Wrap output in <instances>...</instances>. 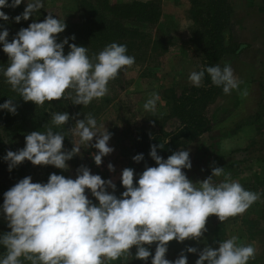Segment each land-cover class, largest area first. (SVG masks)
Returning <instances> with one entry per match:
<instances>
[{"label": "clouds", "instance_id": "obj_1", "mask_svg": "<svg viewBox=\"0 0 264 264\" xmlns=\"http://www.w3.org/2000/svg\"><path fill=\"white\" fill-rule=\"evenodd\" d=\"M21 3L22 0H0V9H14ZM43 7V0H27L23 12L13 19L17 23L28 20ZM0 20L7 22L9 16L0 11ZM65 29L64 20L48 14L43 21L33 20L21 28L11 42L7 39L8 30H0V45L8 57L7 67L0 68V73L23 101L43 106L68 93L72 104L87 106L106 96L109 82L122 68L135 63L123 44L109 43L90 57L87 47L68 43L75 39L74 35L57 42L58 34ZM65 45L69 48L67 54ZM206 73L226 95L239 90L242 83L227 63L193 71L188 79L198 88ZM159 99L157 93H151L144 110L155 115ZM13 101L6 100L0 109L16 114ZM70 119L74 117L67 112L53 113L52 125H66ZM103 128L98 131L97 120L89 113L84 119H76L75 127L69 129L79 137V143L73 144L71 150L64 149L65 135L50 126L46 131L27 134L25 146L7 151L3 159L10 171L25 160L34 166L68 170L66 162L80 155V145H87L97 150L92 159L100 166L102 158L114 151L108 145L112 133ZM168 139L150 146L149 156L156 166L146 165L135 182L134 169L122 170L120 183L125 190L119 197L112 179H102L84 165L77 168L75 179L55 173L49 175L46 183H34L31 176L20 179L4 192L0 206L10 229L0 234V246L5 249L0 264H106L122 256H133V247L135 259L146 261L151 257V264H187L184 251L198 253L195 264H248L255 258L256 249L250 244H238L237 236L215 248L207 244L199 251L187 247L174 261L166 258L169 242L200 240L210 216L223 223L244 214L261 195L246 190L223 167H213L211 175L193 182L184 171L192 166L189 150L175 151L167 159L158 155L157 148L163 149ZM132 159L140 162L143 154ZM107 167L110 172L115 171L111 163ZM221 176L224 179L214 183L213 177ZM88 192L96 203L89 199ZM153 243L154 255L149 250Z\"/></svg>", "mask_w": 264, "mask_h": 264}, {"label": "rangeland", "instance_id": "obj_2", "mask_svg": "<svg viewBox=\"0 0 264 264\" xmlns=\"http://www.w3.org/2000/svg\"><path fill=\"white\" fill-rule=\"evenodd\" d=\"M79 1L43 0L44 7L39 11L46 16L52 14L65 23H74L78 21ZM83 1L93 5L99 2ZM107 1L110 4L142 2L153 12H159V17L154 22L129 24L136 26L145 36L144 46L133 56L135 63L122 68L116 79L109 82L106 96L83 106L72 104L66 93L58 103L57 112H67L74 117L65 125L69 135L65 150H71L73 144L79 143V137L69 129L75 127L76 119H84L89 113L97 120L98 131H103L104 126L112 133L108 145L114 149L97 166L92 159L97 150L80 145V155L66 162L69 167L68 170L60 169L62 175L75 179L77 168L87 166L92 174H99L105 180L112 179L117 195L122 170L126 167L134 169L135 178L144 168L132 159L135 140L144 132H171L178 125L173 116V98H177L184 87L193 86L188 79L189 74L201 68L202 57L197 48L201 30L192 21L189 0ZM228 1L232 14L230 27L223 33L224 45H229L230 37L231 42L241 46V52L237 56H226L221 64H230L242 83L239 90H233L229 95L222 90L207 108L211 129L176 151L189 150L192 166L184 171L193 182L207 178L213 167H223L224 172L230 173L231 178L239 181L246 190L261 195L244 214L223 223L216 216H210L206 223L207 231L200 240L169 242L166 258L173 261L187 247H196L199 251L207 244L215 248L220 242L237 236L238 244H250L256 249L255 258L248 264H264V11L261 10L262 0ZM22 2L26 4L27 0ZM153 92L160 98L155 115L143 108ZM10 145L8 150L22 149L25 138L12 141ZM109 163L114 166V172L108 170ZM46 167L34 166L25 160L10 171L0 151V184L11 188L26 176H31L34 183H42ZM223 179V176L213 177L214 183ZM87 194L96 203L91 193ZM131 251L134 253L135 247ZM184 255L187 256V264H195L198 259V253L184 251ZM131 260L132 256H122L116 261H106V264H130Z\"/></svg>", "mask_w": 264, "mask_h": 264}, {"label": "trees", "instance_id": "obj_3", "mask_svg": "<svg viewBox=\"0 0 264 264\" xmlns=\"http://www.w3.org/2000/svg\"><path fill=\"white\" fill-rule=\"evenodd\" d=\"M96 1H99L96 5L83 0L78 2V21L74 23L67 22L65 31L58 34L57 42L74 35L75 39H69L68 43L87 47L90 57H94L112 42L126 45L127 55L129 56H134L137 51H141L145 36L139 33L136 26H129V24L156 21L159 12H153L151 7L142 2L110 4L107 0ZM8 3H11V0H8ZM189 3L192 21L201 30L197 45L202 57L199 70L217 64L223 67L221 64L222 59L229 55L237 56L241 52V46L231 42L230 37L229 45H224L223 33L230 27V16L232 14L229 1L189 0ZM25 6L26 4L22 2L14 9L11 7L0 9L9 16L7 22L0 20V30L4 28L8 30L7 39L9 42L21 28L28 27L33 20L41 22L46 16L43 11H38L28 20L15 22L13 18L20 15ZM261 10L264 11V0H262ZM68 51L69 48L65 45L64 53L67 54ZM7 64L8 57L2 51V45H0V68H6ZM221 91L222 87L213 85L206 73L201 87H184L180 95L173 98V116L178 121L176 128L171 132L164 130H159L156 133L144 132L135 140L133 156L143 154V160L138 163L143 165L144 168L140 170L139 174L143 172L146 165L156 166L155 161L149 156L151 145H158L169 138L163 149L157 148L158 155L167 159L177 149L186 147L211 129V122L206 115V110ZM8 99H14L13 103L16 105L17 111L16 114H11L7 110L0 109V151L3 157L6 155L12 141L23 139L32 131H46L50 126L54 132H61L65 135L63 144L68 142L69 135L66 126L56 127L52 125V115L54 112L59 111L58 103H60V99L51 102L46 101L43 106L25 102L17 93L11 90L10 85L6 83L5 78L0 73V104ZM52 173L62 175L60 169L49 165L42 173V183H46ZM139 174L134 178V182L139 178ZM9 189L10 187L0 184V206L3 204L4 192ZM124 190L120 185L117 196L119 197ZM7 231H10V229L7 227L2 211H0V234ZM149 250L154 255L155 243L150 246ZM4 254L5 249L0 246V258ZM134 254L135 251L130 264H151V257L146 261H142L135 259ZM24 264H30V262L25 261Z\"/></svg>", "mask_w": 264, "mask_h": 264}]
</instances>
